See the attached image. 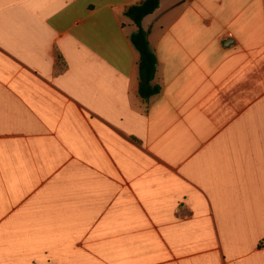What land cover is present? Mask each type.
<instances>
[{"label": "crops", "instance_id": "obj_1", "mask_svg": "<svg viewBox=\"0 0 264 264\" xmlns=\"http://www.w3.org/2000/svg\"><path fill=\"white\" fill-rule=\"evenodd\" d=\"M0 0V264H264V0Z\"/></svg>", "mask_w": 264, "mask_h": 264}, {"label": "trees", "instance_id": "obj_2", "mask_svg": "<svg viewBox=\"0 0 264 264\" xmlns=\"http://www.w3.org/2000/svg\"><path fill=\"white\" fill-rule=\"evenodd\" d=\"M160 5V0H144L139 4L133 5L128 11V16L134 21L138 30L131 37L132 43L140 53V84L139 93L144 99H150L158 95L162 87L159 84H154L156 77L158 59L155 53L151 50L148 41V32L142 27L143 19L153 14Z\"/></svg>", "mask_w": 264, "mask_h": 264}]
</instances>
